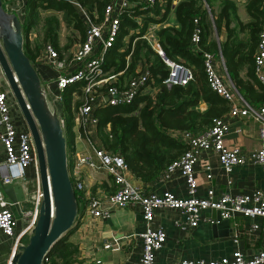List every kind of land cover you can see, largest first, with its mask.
<instances>
[{"label":"built area","instance_id":"2783aa9c","mask_svg":"<svg viewBox=\"0 0 264 264\" xmlns=\"http://www.w3.org/2000/svg\"><path fill=\"white\" fill-rule=\"evenodd\" d=\"M68 1L76 7L82 21L81 38L74 41L68 51L62 54L58 53L50 40H45L31 62L44 86L47 100L49 104L54 105L62 125L64 122L62 91L67 85L80 81L79 89L74 87L69 91L71 125L74 124L73 134L78 138H84L86 146L80 150L74 148L69 151L72 154V166L68 169V173L75 194L83 200L82 211L90 216L104 217L115 205L131 203L138 208L142 225L138 231L140 248L137 260L131 264H155L154 253L162 246L166 231L160 224L151 226V222L155 210L162 206L175 209L182 214L181 218L177 217L173 220L178 230L193 228L200 218L208 222L218 220L204 211L207 208L218 209L220 218L229 217L234 213L247 216L246 229L249 231L264 227L254 219L257 216L264 222V186L256 185L247 191H239L231 190L226 185L227 187L216 191L212 185H206L200 191L194 174L197 159L201 157V154H215L224 172H228L234 164L247 161L259 164L264 173V100L257 104L246 101L223 78L216 66L215 53L207 49L202 50V66L206 83L227 101L226 110L213 117L208 125L196 132L185 129L175 131L176 135L186 143V148L171 158L158 174L155 180L164 182L159 190L151 188L147 183L135 182L120 151L111 150L102 143L97 131L94 108L98 105L130 102L145 88L148 72L145 64L138 66V71L125 81L116 84L112 82L115 79V73L104 67L103 59L119 31L121 17L124 14L133 17L137 22L135 26L137 30L141 24V16L150 13V6L155 0H107L99 14L89 13L76 0ZM2 3L6 9L13 11L21 22L23 21L25 0H2ZM259 4L264 13V0H260ZM193 21L189 40L195 47L199 25L196 17H193ZM132 30L128 28L120 47L126 45L127 36ZM153 48L167 66L163 77L165 83H185L191 78L192 71L186 63L166 56L159 45ZM252 61L256 78L264 82V21L257 31ZM11 106H16V102L0 67V125L3 126L0 130V142L5 151L4 158L0 160V229L2 232L12 234L16 222L11 207L13 202L5 195L3 186L18 183L23 190L22 200L26 204L25 207H20L18 203V209L22 213L20 227L15 233L12 244L14 248L16 244L23 241V236L27 234L35 221L41 190L31 133L19 109L16 116L20 121L12 120ZM226 114L250 116L258 122L256 147L245 149L238 145L228 146L224 143L223 135L229 127ZM30 164L35 170L32 182L24 174L25 167ZM82 165L110 175L113 187L105 198L84 191L83 180L77 172V168ZM210 166V164L204 165L206 178L210 176ZM172 178L179 182L176 188L165 185L166 181H171ZM226 181L229 183V179ZM232 239L234 246L230 254L208 257L176 256L168 259L164 264H264V244L244 252L235 234ZM102 246L118 247L115 242L108 241L103 242ZM46 258L47 255L44 256V259Z\"/></svg>","mask_w":264,"mask_h":264},{"label":"trees","instance_id":"16d2710c","mask_svg":"<svg viewBox=\"0 0 264 264\" xmlns=\"http://www.w3.org/2000/svg\"><path fill=\"white\" fill-rule=\"evenodd\" d=\"M76 1L83 5L89 13L99 14L107 0ZM161 1H165V4ZM221 1V9L218 10L216 16L211 15L210 17L202 0H177L173 5V11L178 26L161 24L155 31L157 45L163 53L170 58L183 61L191 68L192 76L185 83H165L163 81L167 66L150 42L142 35L146 24L154 20L151 14L141 16L142 24L137 27V30H135L137 25L135 19L124 14L120 19L119 31L113 44L104 56L103 65L115 73V79L112 82L116 84H120L135 74L138 66L145 64L148 71L145 81L147 89L137 93L130 102L98 105L94 108L97 131L102 143L111 150H119L129 171L144 184L155 180L165 164L186 148V143L176 135V130L185 129L196 132L208 125L213 117L227 108V101L206 83L201 55L204 49L215 53L217 48L215 40L208 35L210 19L214 25H217L219 18H226L228 15L225 8L233 7L231 0ZM259 2L260 0H246L244 3L246 11L251 15L249 21L242 23L247 26V38L231 37L230 41L223 42L220 46L223 64L236 90L251 104L264 100V82L256 78L252 61L257 31L264 21V13ZM169 6L170 0H155L150 6V12L161 10V7H164L166 11ZM24 7L25 16L21 22L22 47L30 60L33 59L40 45L36 43L31 46L29 40L24 38L30 25L39 17L38 7L49 9V11L52 9L55 12L60 11L65 22L71 23L79 30L78 38L70 42L81 38L82 21L76 7L68 0H25ZM56 13L43 15L45 22L41 32V41L50 40L58 53L62 54L68 51L70 44L64 42L59 45L57 41L58 18ZM193 17H196L199 25L195 47L190 44L189 40L194 24ZM240 23L238 21V24ZM128 28L133 30L127 36L126 45L120 47ZM240 67H244L242 74L238 71ZM79 86L80 81H75L62 91L61 103L64 113L62 128L65 138L72 124L69 91L74 87L79 89ZM201 103H204L203 107H200ZM78 199L79 196L76 194V200ZM73 226L74 223L52 243L46 253L47 258L41 264L72 262L77 246L68 239V233Z\"/></svg>","mask_w":264,"mask_h":264},{"label":"crops","instance_id":"0c3cea01","mask_svg":"<svg viewBox=\"0 0 264 264\" xmlns=\"http://www.w3.org/2000/svg\"><path fill=\"white\" fill-rule=\"evenodd\" d=\"M176 1L170 0V6L166 11L164 7H161V10L159 9L160 11L150 12L154 20L146 24L142 35L150 42L151 46H157V35L155 31L158 26L161 24L178 26V21L175 19L173 11V5ZM202 1L206 4L210 17L211 15L212 17L216 16L218 10L221 9V0ZM231 1L233 2V7L229 6L225 8L228 14L226 18H219L217 25H214V22L210 19L208 35L217 43L215 62L218 70L231 88L236 89L230 74L223 64L224 61L220 53V46L223 42L230 41L231 37L246 39L248 35L247 26L242 23L249 21L251 15L246 11L244 5L246 0ZM161 2L165 4V1ZM238 21L241 23L238 24ZM238 71L242 74L244 67H240ZM146 89L147 87L143 91ZM203 105L204 103H201L200 107H203ZM11 113L12 120L19 122L20 119L16 116L19 111L16 106H11ZM225 117L229 121L228 130L223 135V140L226 145H238L245 149L257 146L258 122L255 119L250 116H230L228 114ZM73 126L74 124L71 125L72 130L70 129L66 137V161L67 168L70 169L72 166V154L68 153V151L74 148L80 150L86 146L84 138H78L73 134ZM107 127L106 125L105 128L107 129ZM2 128L3 126L0 125V130ZM4 156V147L0 142V160ZM205 164L211 165L209 178L204 176ZM24 171L25 177L32 182L35 175L33 166L31 164L26 166ZM77 172L83 180L84 191L86 193L96 194L101 198H105L113 187L110 175L104 171L91 170L86 165H82L77 168ZM194 174L200 191L206 185H212L216 191L227 186L231 190L239 191H247L256 185L264 186V173L259 164L246 161L240 164H234L228 172H224L219 166L215 154H201V157L197 159ZM131 176L135 182H141L132 173ZM226 179H229V183ZM163 183L159 180L147 182L155 190H159L164 185ZM178 183L177 179L174 180L172 178L171 181H166L165 185L176 188ZM81 199L79 197L77 200L74 226L68 233V239L77 246L76 255L70 264H131L137 260L140 248L138 231L142 228L138 208L131 203L121 206L115 205L111 207L107 216H90L82 211L83 200ZM11 207L16 222L12 234H5L0 229V264H8L11 251L13 250L12 244L14 236L21 223V214L20 216L15 215V212L20 213L19 209L17 211L13 204ZM211 209L207 208L204 211L212 215ZM177 217L181 218L182 214L169 207L162 206L154 212L151 226L160 224L166 231V237L162 246L154 253L155 264H164L168 259L176 256L208 257L230 254L234 246L232 239L234 234L238 238V243L244 252H248L250 249L264 244V227L250 231L247 230L248 217L240 213H234L227 217L229 229L226 234L221 235L210 233L208 227L211 222L202 218L198 220L193 228L178 230L173 223L174 218ZM254 219L264 226V222L257 216ZM105 241L115 242L118 247H103L102 243Z\"/></svg>","mask_w":264,"mask_h":264},{"label":"water","instance_id":"95a60500","mask_svg":"<svg viewBox=\"0 0 264 264\" xmlns=\"http://www.w3.org/2000/svg\"><path fill=\"white\" fill-rule=\"evenodd\" d=\"M23 33L18 16L0 0V67L34 144L41 197L35 221L25 239L15 245L8 264H41L52 243L75 221L76 194L68 173L66 138L53 104H49L44 86L22 47ZM18 211L23 190L18 183L3 186ZM211 214L212 234H226L228 218Z\"/></svg>","mask_w":264,"mask_h":264},{"label":"rangeland","instance_id":"374dc122","mask_svg":"<svg viewBox=\"0 0 264 264\" xmlns=\"http://www.w3.org/2000/svg\"><path fill=\"white\" fill-rule=\"evenodd\" d=\"M56 13V17L58 18V25L56 27V32H57V41L60 44H63L64 42H69L68 44H70L68 46V48H70L71 44L74 42H70L72 39H76L78 38V36L80 35L79 30H77L76 28L73 27V25L71 23H66L65 19L62 17L61 12L60 11H54L53 9L49 11V9H44V8H40L38 7V13L37 15L39 17H37L34 21V23H32L30 25V28L27 30L26 33V37L24 39H28L29 40V45L33 46V44H38L40 45V47L38 49L41 48L42 46V41H41V32L43 30V25L45 22V17H43V15L45 13ZM70 38V39H69ZM67 48V50H68ZM19 206L20 207H25L26 204L23 200L19 201ZM15 212V211H14ZM22 213V211L20 213L15 212V215H19ZM24 235V239H25ZM70 264V262H69Z\"/></svg>","mask_w":264,"mask_h":264}]
</instances>
